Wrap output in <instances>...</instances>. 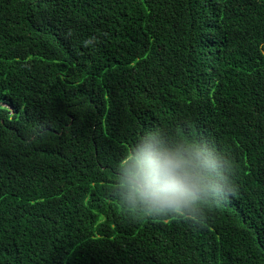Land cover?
<instances>
[{
    "label": "trees",
    "instance_id": "16d2710c",
    "mask_svg": "<svg viewBox=\"0 0 264 264\" xmlns=\"http://www.w3.org/2000/svg\"><path fill=\"white\" fill-rule=\"evenodd\" d=\"M148 132L228 160L230 200L128 209ZM0 264H264V0H0Z\"/></svg>",
    "mask_w": 264,
    "mask_h": 264
},
{
    "label": "clouds",
    "instance_id": "9594fccd",
    "mask_svg": "<svg viewBox=\"0 0 264 264\" xmlns=\"http://www.w3.org/2000/svg\"><path fill=\"white\" fill-rule=\"evenodd\" d=\"M116 163L119 197L143 217L197 224L203 207L219 206L236 191L228 176L229 161L199 142L148 132Z\"/></svg>",
    "mask_w": 264,
    "mask_h": 264
}]
</instances>
